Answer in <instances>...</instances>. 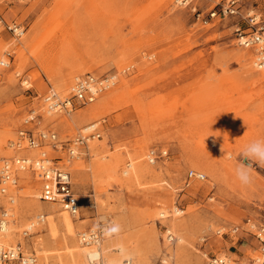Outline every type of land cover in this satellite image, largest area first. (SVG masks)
Here are the masks:
<instances>
[{
  "label": "rangeland",
  "instance_id": "obj_1",
  "mask_svg": "<svg viewBox=\"0 0 264 264\" xmlns=\"http://www.w3.org/2000/svg\"><path fill=\"white\" fill-rule=\"evenodd\" d=\"M225 1L0 0V61H8L0 65V158L36 156L11 144L23 128L68 140L98 121L101 134L67 163L80 204L74 232L56 216L54 230L44 219L22 237L46 210L36 209L37 177L17 170L16 186L0 193V212L14 198L3 246L21 242L38 264H72L80 234L98 229L108 256L132 264H205L208 252L243 263L256 256L249 224L264 219V166L245 151L264 145V72L234 27L253 29L248 16L264 25V0H237L238 14L202 21ZM85 72L115 74V83L49 119L42 95L52 88L68 97L73 76ZM32 109L35 123L26 125ZM150 148L167 155L149 163ZM45 150L64 163V150ZM189 169L204 179H188Z\"/></svg>",
  "mask_w": 264,
  "mask_h": 264
},
{
  "label": "built area",
  "instance_id": "obj_2",
  "mask_svg": "<svg viewBox=\"0 0 264 264\" xmlns=\"http://www.w3.org/2000/svg\"><path fill=\"white\" fill-rule=\"evenodd\" d=\"M178 6H189L195 0H173ZM194 12L195 7H192ZM197 13V12H196ZM238 14L237 0H226L220 4L219 11L212 10L209 12L207 19H203L204 23L215 19L218 15L227 16ZM200 16L199 12L197 13ZM247 22L253 29L246 30L238 24H235L234 33L236 34L237 43L243 47L252 48L254 50L253 64L259 70L264 71V25L257 20L256 16H248ZM15 31L18 28L9 26ZM18 30L17 33H21ZM16 33V34H17ZM0 65L6 67L8 61L1 60ZM115 74L97 75L91 72L79 74L73 78L69 90V96L61 98L52 88L48 89L41 97L44 111L50 112H69L73 109L74 104H87L94 101L97 96L103 91L109 89L115 83ZM76 102V103H75ZM36 112L34 109L28 112L24 118L23 123H35ZM94 127L89 129L85 126ZM99 122L93 121L86 124L81 128L78 133L71 139L60 140L57 134L52 130H37L34 131L30 128H23L18 131V138L11 141V144L16 149L29 148L31 150H38L36 156H15L12 160L0 158V192L5 195L6 189L10 184L16 186L17 183V170H30L37 177L40 182L38 198L42 202L56 203L61 210L70 214H75L79 211V200L73 190L72 177L67 163L74 158L80 156L81 149L87 146L88 141L94 138H100ZM53 147L55 150H64V163L62 157H51L45 150V147ZM167 155V151L160 149L150 148L146 153V159L149 163L156 162L160 157ZM18 164V165H17ZM186 176L188 179H204L205 175L202 172L189 169ZM12 202V198H9ZM11 217V207H3L0 212V232L5 233ZM45 214L41 212L36 216V223L44 221ZM35 221L29 223L25 227L21 235L27 237L31 233V228L35 226ZM248 220L247 222H249ZM252 235L259 243L257 254L248 262L243 263L237 257H232L226 254L218 253H205V264H264V219L255 224H249ZM237 226H234L231 231L236 232ZM253 230V231H252ZM222 230H216L217 233H223ZM167 236L173 239L170 230H167ZM100 238V231L95 229L85 233H81V239L84 243L88 244ZM17 261L19 264H38L33 254L26 255L23 251L21 242H17L15 246H0V264H8Z\"/></svg>",
  "mask_w": 264,
  "mask_h": 264
},
{
  "label": "bare ground",
  "instance_id": "obj_3",
  "mask_svg": "<svg viewBox=\"0 0 264 264\" xmlns=\"http://www.w3.org/2000/svg\"><path fill=\"white\" fill-rule=\"evenodd\" d=\"M261 71H263V70H261ZM77 75H79V74H75L73 77H75ZM263 76H264V73H263ZM62 87H63V85H62ZM58 89H60V88H58ZM54 92H56L61 98L66 97V96H61V94L63 95V93L65 91L63 93H61V94H59L60 91L59 92L58 91H54ZM112 96L113 95H110L109 97H112ZM101 100H102V98H101ZM99 103H102V102L100 101ZM47 113L49 115V114L55 113V112L47 111ZM89 113H92V110L91 109L84 111V114H87L88 115ZM76 114H77V111H76ZM49 116H50L49 119H51V120L55 117L53 115H49ZM77 116L78 115H76L75 117H77ZM92 127H94V124H92L91 126L90 125L89 126L87 125L84 128L90 130V128H92ZM92 144H94V143H92ZM19 171H20L19 173H21V175H20L21 177L24 175L23 173L26 172L25 170H19ZM124 172L127 173L128 172L127 169H125ZM11 186H14V184L11 183L9 187L11 188ZM8 188L6 189V191L4 193L5 195L7 193ZM9 198H12V202L11 203L9 202ZM37 198H38V193H37ZM38 199H36L37 202H38L37 205H36V209H38L40 211L46 210V215H45L44 219H46V221L48 223V227H49L50 230H54L56 228L55 217L58 216L59 219H60V221H61V223L64 225V227L68 231V233L74 232V223H73V216H72L73 214H70V213H68V212H66L64 210H60L59 211L58 210V206L55 205L56 203L42 202L41 200L39 201ZM13 202H14L13 195L9 194L7 196V203H9L11 205L10 206H7V207H11L12 204H13ZM174 210L176 212H178L177 209L174 208ZM12 213H11V215H12ZM40 213L41 212H39L37 215H39ZM74 217L75 218L77 217L76 216V213H75ZM101 218L104 219L105 218V215H102ZM12 221H13V219L11 220V217H10V222H9V225H8L7 229L5 230V233L2 234V232H0V246L6 245L4 243L10 240V232L12 230L11 228L13 227L12 226V224H13ZM31 222H34V221H31ZM35 223H36V221H35ZM28 226H29V224H27L26 227H28ZM31 229H33V228H31ZM92 231H94V230H92ZM83 233H85V232H83ZM79 238H80L79 239V242H81V246L79 247V250L78 251H76L75 253H73V255L71 257L72 264H132L129 258L114 259V258L108 256L107 249H106L107 247L106 246L103 247V245H101L100 238L98 239V241L95 240V241L90 242L88 244H86V243L83 242V240L81 239V234H80V237ZM178 239L180 240L181 238L178 236ZM1 243H2V245H1ZM81 256L85 257V261H83V259L81 258Z\"/></svg>",
  "mask_w": 264,
  "mask_h": 264
},
{
  "label": "clouds",
  "instance_id": "obj_4",
  "mask_svg": "<svg viewBox=\"0 0 264 264\" xmlns=\"http://www.w3.org/2000/svg\"><path fill=\"white\" fill-rule=\"evenodd\" d=\"M245 155L254 157L258 163L264 166V145H262L261 142H255L252 145H250L246 149ZM237 175L238 178H240L241 180L247 179V177L240 172H238Z\"/></svg>",
  "mask_w": 264,
  "mask_h": 264
}]
</instances>
